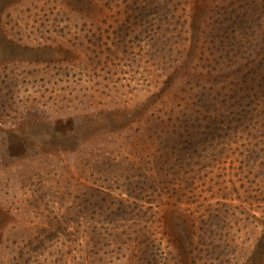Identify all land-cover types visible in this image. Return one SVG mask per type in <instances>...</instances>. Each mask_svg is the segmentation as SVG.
I'll return each instance as SVG.
<instances>
[{"label":"rangeland","instance_id":"1","mask_svg":"<svg viewBox=\"0 0 264 264\" xmlns=\"http://www.w3.org/2000/svg\"><path fill=\"white\" fill-rule=\"evenodd\" d=\"M183 1L197 17L207 13V29L239 31L242 131L219 137L233 138L227 149L155 117H174L188 85L180 79L196 75L181 57L188 48L180 46L173 9ZM215 1L154 3V18L122 13L121 0H0V264H204L189 242L201 238L200 224L213 213L237 224L226 231L231 256L245 244V256L254 251L246 264H264V123L245 129L264 110V0ZM251 135L259 142L253 149L245 140ZM188 155L197 196L181 195L172 206L177 194L166 197L168 180L175 160ZM94 183L106 191L83 201ZM119 199L163 205L147 231L114 220L105 205ZM91 201L94 213L78 205ZM81 220L95 226L91 240L80 236Z\"/></svg>","mask_w":264,"mask_h":264},{"label":"trees","instance_id":"2","mask_svg":"<svg viewBox=\"0 0 264 264\" xmlns=\"http://www.w3.org/2000/svg\"><path fill=\"white\" fill-rule=\"evenodd\" d=\"M96 4V0H89ZM123 4L124 10L122 13L127 11V15H143L154 17L158 12L159 8H155L154 5L158 4L159 7L162 8L164 2L169 0H121ZM215 2H218L217 0ZM155 3V4H154ZM185 2L183 1V4ZM218 4H214L216 7ZM209 8H212V3ZM213 7V8H214ZM172 10V9H171ZM177 14L178 19H181L179 23L181 32L184 35L183 42L180 43L182 48L187 47L188 49L184 51L185 61H189L192 64L193 68L196 70V75L194 78L180 79L179 76L178 81H183L188 85H185V88L181 91L185 94L184 96H180L179 100L175 101L176 106H178L176 112H174V117L171 113H166L165 118H162L160 113L156 114V118L158 121H163L166 124H170L171 129L178 128L183 129L186 133V137L195 139V137H201L200 141L209 139L216 140L214 142V146H220L223 144V147L227 145H231L234 140H230L233 138H229L228 141H220L221 136L230 134H238L240 130L238 125V107L239 104L237 100H239V73H240V64H238L237 53H238V37L239 31L234 27H226L224 25H220L217 27H210L207 29L204 25V21L206 19L207 13H205L202 17H197L194 15L193 6L189 5H181V7L173 9ZM211 10V9H208ZM217 14H219L217 12ZM130 16V15H129ZM196 17V19H195ZM155 18V17H154ZM190 19L194 24L191 25ZM197 21V22H196ZM150 20H144L140 22V25L147 28H151L149 25ZM205 27V28H204ZM204 29V30H203ZM205 31V32H204ZM209 35V40L206 39ZM174 104V105H175ZM194 111V112H193ZM163 113V112H162ZM189 113V114H188ZM193 114L198 116L194 117ZM190 115V116H189ZM203 122L206 121L205 124H195L198 118ZM252 124L248 123L245 126V129L250 128L253 129L256 122L264 123V110L261 112V116L257 121H253L252 117L249 118ZM197 123V122H196ZM183 126V127H182ZM203 127L204 130H200V132L190 134L187 132V129H196ZM186 128V130L184 129ZM177 130V129H176ZM174 135H176V131H174ZM181 133H178V137ZM242 135V133H241ZM249 136L246 134V137ZM251 138H246L247 145L250 146L249 149H253L254 146L259 143L258 140H254L255 135H251ZM218 138V139H216ZM190 144L189 139L183 141ZM194 142V140H193ZM192 142V143H193ZM191 143V144H192ZM190 144V145H191ZM228 147H226L227 149ZM224 149V148H223ZM262 151V148H258ZM220 152V151H217ZM198 156V155H197ZM188 161H182L181 158H177L175 160V165L177 167L176 177L171 178L168 182H173V188L171 192H167V198L172 200L174 195L177 194L171 205L174 206V201L178 198H181V195L185 197H196V192L194 191L193 184L195 177L193 175V167L191 164L192 159L190 156H186ZM204 159V158H203ZM182 165L183 168H182ZM181 172L180 176L179 173ZM191 174V175H190ZM186 183L185 187H189L186 190L185 187L181 189V186ZM90 191H82L83 201L86 200L88 196H94L102 194L106 191V187L93 184L87 186ZM177 187V188H175ZM175 188V191H174ZM109 192V191H108ZM108 192H106L108 194ZM89 194V195H88ZM153 194V193H152ZM194 195V196H192ZM131 196V195H130ZM135 199V196L132 194L131 196ZM141 197V196H140ZM123 198V197H121ZM143 198V196H142ZM188 199V198H186ZM122 200L119 199L118 204H108L105 205V209H107L109 213L114 214L115 219L128 221L131 226H139L141 228L144 227V230H149V227L153 224L155 217L154 214L157 212L160 205L163 204H151V200H144L141 203L131 202L132 204H123ZM128 200V198L126 199ZM132 201V200H131ZM148 204H143V203ZM88 203V204H87ZM81 205L82 208L88 209L87 213H94L95 205L94 202H87ZM103 208V206H101ZM90 210V211H89ZM231 214H224L221 218L216 220L218 217L213 213V217H209L203 220L200 224V237L196 241H190L189 246L192 247L193 250H196L200 255V252L204 254L200 255V258L204 260V264H234V263H242L246 264V262H252L251 256L254 254V251H251L249 256L246 255V250H248V246L245 244H240L242 247L240 255L237 257L231 256L232 251L228 248L229 244L234 240L233 236H229L230 233H226L231 227L230 224H234L230 222L231 220H227V216ZM83 214H80L79 217L83 218ZM215 220V222H214ZM146 222L145 225H141V223ZM149 222V224L147 223ZM80 233V236L91 237V233L94 232L95 226L92 225V222L89 220H81L76 222ZM194 223V222H193ZM214 223V224H213ZM230 223V224H229ZM213 224V229H212ZM236 224V223H235ZM237 225V224H236ZM261 225H264L262 223ZM130 229V228H128ZM147 230V231H148ZM70 234L74 232H69ZM122 233H126L122 231ZM130 234L137 233V230L131 229ZM129 234V235H130ZM138 234V233H137ZM137 234L133 238H128L131 242L137 240ZM145 232L143 231V235ZM260 238H264V228L260 230ZM127 235V237H129ZM193 235V234H191ZM91 240V239H90ZM139 244L136 242L134 246H131L132 249H139ZM136 246V247H135ZM234 253V252H233ZM198 258V257H197Z\"/></svg>","mask_w":264,"mask_h":264}]
</instances>
